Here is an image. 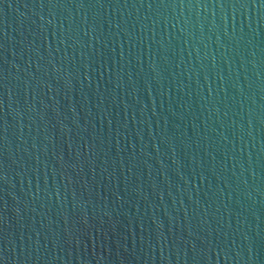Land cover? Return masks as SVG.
Segmentation results:
<instances>
[{
    "label": "water",
    "instance_id": "water-1",
    "mask_svg": "<svg viewBox=\"0 0 264 264\" xmlns=\"http://www.w3.org/2000/svg\"><path fill=\"white\" fill-rule=\"evenodd\" d=\"M0 45L2 264H264L261 0H0Z\"/></svg>",
    "mask_w": 264,
    "mask_h": 264
},
{
    "label": "snow or ice",
    "instance_id": "snow-or-ice-1",
    "mask_svg": "<svg viewBox=\"0 0 264 264\" xmlns=\"http://www.w3.org/2000/svg\"><path fill=\"white\" fill-rule=\"evenodd\" d=\"M261 3H262V5H264V0H261ZM244 5L245 4H243L241 6L244 7ZM41 6L43 7V4ZM49 23H51V22L49 21ZM0 47H3V45H0ZM0 86H2V85H0ZM0 132H6V124L0 126ZM3 139H4V137L0 136V140H3ZM0 264H2V261H0Z\"/></svg>",
    "mask_w": 264,
    "mask_h": 264
}]
</instances>
